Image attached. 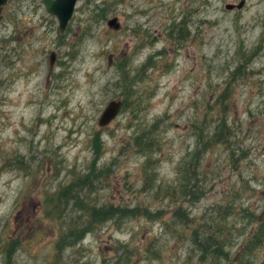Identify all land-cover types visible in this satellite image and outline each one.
Wrapping results in <instances>:
<instances>
[{
    "label": "rangeland",
    "instance_id": "rangeland-1",
    "mask_svg": "<svg viewBox=\"0 0 264 264\" xmlns=\"http://www.w3.org/2000/svg\"><path fill=\"white\" fill-rule=\"evenodd\" d=\"M239 1L77 0L63 32L3 7L0 264H264V0Z\"/></svg>",
    "mask_w": 264,
    "mask_h": 264
},
{
    "label": "water",
    "instance_id": "water-1",
    "mask_svg": "<svg viewBox=\"0 0 264 264\" xmlns=\"http://www.w3.org/2000/svg\"><path fill=\"white\" fill-rule=\"evenodd\" d=\"M7 0H0V20L2 18V9ZM77 0H53L49 12L54 15L59 23V31L63 32L68 22L70 21L75 4ZM245 4V0L239 1L237 5L227 4L225 6L226 10H240ZM108 28H113L114 30H118L120 28V24L116 17L109 19L107 22ZM51 63L53 62V57H50ZM122 102L120 100H112L103 109L100 117L97 121V126L99 128H104L108 126L118 115L121 110Z\"/></svg>",
    "mask_w": 264,
    "mask_h": 264
},
{
    "label": "trees",
    "instance_id": "trees-1",
    "mask_svg": "<svg viewBox=\"0 0 264 264\" xmlns=\"http://www.w3.org/2000/svg\"><path fill=\"white\" fill-rule=\"evenodd\" d=\"M151 134H153V131L144 134L143 137H142L143 138L142 140L148 141L151 144L153 142V139L150 138ZM152 148H153L152 145H149V143H147L145 145L144 150H146L149 153H151L152 152V150H151ZM83 188L84 187L82 186L81 190ZM65 201H67V199ZM87 215L89 216L90 214L87 213ZM180 218H181V216H180ZM184 221H189L188 216L185 217ZM262 223H263V221L260 220V223H259L258 227H260L262 225ZM222 230L224 231V227H221L220 229H217V226H215V229L211 230V232L209 234L205 232L202 235H198L197 231H195V233H194V236H195L194 242L196 243V239L198 240L200 237H202L203 243L205 245V249H204V246H201V247H199V251L201 253H206L207 252V253L213 254V253H216L219 248H222L223 246L220 245L219 243H223V245H224L225 240H223V237L225 238V236H226V235H224V232Z\"/></svg>",
    "mask_w": 264,
    "mask_h": 264
},
{
    "label": "flooded vegetation",
    "instance_id": "flooded-vegetation-1",
    "mask_svg": "<svg viewBox=\"0 0 264 264\" xmlns=\"http://www.w3.org/2000/svg\"><path fill=\"white\" fill-rule=\"evenodd\" d=\"M10 0H7L6 1V3H5V5L3 6V7H5L7 4H8V2H9ZM45 3H52L53 1H51V0H43Z\"/></svg>",
    "mask_w": 264,
    "mask_h": 264
}]
</instances>
